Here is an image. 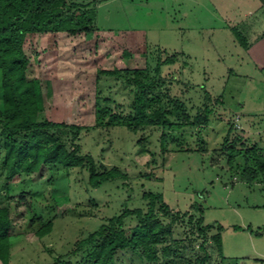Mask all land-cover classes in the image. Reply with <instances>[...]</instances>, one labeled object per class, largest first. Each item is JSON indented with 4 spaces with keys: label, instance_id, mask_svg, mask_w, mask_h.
<instances>
[{
    "label": "rangeland",
    "instance_id": "1",
    "mask_svg": "<svg viewBox=\"0 0 264 264\" xmlns=\"http://www.w3.org/2000/svg\"><path fill=\"white\" fill-rule=\"evenodd\" d=\"M75 1L97 3L91 32L29 33L24 40L28 79L38 81L42 90L38 120L78 126L79 154L93 158L97 174L112 170L119 174L95 185L88 167L51 165L41 175L24 173L8 181L0 156V206L10 205L14 211L11 196L16 199L25 192L33 207L27 210L22 205L14 211L10 264H49L58 256L79 264V244L89 249L84 241L126 211L131 214L123 228L131 237L138 224L132 212H148L150 193L162 196L156 199L157 218L172 229L166 244L159 246L157 264L202 260L203 264H264V175L257 172V178H250L252 174L245 171L259 168L252 147L264 146V138L253 135L257 123L246 119L231 130L234 114L243 111V104L264 101V85L247 84L236 75L238 53L243 52L237 36L247 42L253 35L246 27L250 3ZM235 3L240 6L237 12L220 9ZM237 17L243 22H233ZM174 56V62L165 63ZM157 65L161 76L155 72ZM115 69L121 76L102 73ZM135 70H147L153 81L145 88L147 98L159 92L158 83L164 79L161 89L168 95L164 101L173 102L168 107L170 119L182 123L166 129L164 141L161 126H143L134 132L123 124L134 114V99L141 90L126 82L125 76H134ZM190 83L194 91L187 93ZM1 87L0 75V108ZM176 100L185 104L180 111ZM98 105L104 109L100 113ZM206 108L211 110L207 125L193 126L183 118V111L192 119L200 112L204 116ZM116 115L120 119L111 122ZM247 128L248 136L242 133ZM71 136L68 129L69 149H73ZM163 205L169 206L170 216L160 211ZM49 222L52 230L40 237L37 231ZM217 234L221 251L214 240ZM166 245L172 248L168 257L162 253ZM115 264L155 263L123 251L115 256Z\"/></svg>",
    "mask_w": 264,
    "mask_h": 264
},
{
    "label": "trees",
    "instance_id": "2",
    "mask_svg": "<svg viewBox=\"0 0 264 264\" xmlns=\"http://www.w3.org/2000/svg\"><path fill=\"white\" fill-rule=\"evenodd\" d=\"M96 6V2L84 4L75 0H0V75L3 92V106L0 108V156L3 159L8 181L24 173L41 175L51 165L65 168L88 167L90 178L95 185L119 174L113 170L97 174L93 158L79 154L80 147L75 144L80 131L78 126L38 120V114L43 109L42 90L38 81L28 79L29 60L23 48L24 40L29 33L67 32L74 35L82 31L91 32L97 17ZM237 38L244 47L248 46L247 42L238 36ZM175 60L176 56L167 59L165 63H172ZM159 62L162 63L161 60ZM155 72L161 76L160 65H157ZM102 73L117 76L122 74L118 69L103 70ZM134 73V76H125L126 82L133 83L141 90L137 91L134 99V114L126 118L123 124L134 132L143 126H161L163 128L161 139L164 141L166 129L179 128L182 124L170 119L172 111L168 107L173 102L164 101L168 96L161 89L164 79L160 78L158 83L159 92L147 98L145 88L151 86L153 81L149 80L147 70H135ZM174 105L178 111L185 107L184 102L178 100ZM98 106L100 113L104 109ZM182 114L186 123L190 125H207L211 110L206 108L204 116L200 112L193 119L186 111ZM114 117L120 116L111 117V122L114 121ZM68 129L72 134L70 141L73 149H69L65 141V133ZM229 146L234 150V144ZM254 153L256 166L259 168H245L249 175L252 174L250 178H257V172L264 175V157ZM27 196L28 193L25 192L19 193L16 199L11 196L15 202V212L22 205L27 210L33 209L27 201ZM148 196L152 199L148 212L143 213L141 210L132 212L137 215L138 224L134 227L131 237L126 235L123 228L125 218L131 214L126 211L111 218L107 225L93 232L84 241L85 244L90 245L89 249L85 250L84 244H79L77 250L82 256L79 264H115V256L123 251L142 255L148 261L157 264L159 246L166 244L167 236L172 235V229L166 228L157 218L155 204L157 200H162V196L151 193ZM159 209L164 216H170L168 205H163ZM14 211L10 205L0 206V261L3 264H10L13 225L16 221ZM51 230L52 222H49L41 227L37 234L42 237ZM214 240L221 251L220 235H215ZM162 253L168 257L172 253V248L169 245L163 246ZM203 263V260L200 261V264ZM49 264H74V262L69 257L58 256Z\"/></svg>",
    "mask_w": 264,
    "mask_h": 264
},
{
    "label": "crops",
    "instance_id": "3",
    "mask_svg": "<svg viewBox=\"0 0 264 264\" xmlns=\"http://www.w3.org/2000/svg\"><path fill=\"white\" fill-rule=\"evenodd\" d=\"M247 1L250 3V11L247 15L246 27L252 32L253 35L251 39L247 41L248 46H242L243 52L238 53L239 72L235 73L236 75L244 78L247 84L254 83L256 86H260L264 85V0ZM239 7V4L236 3L227 6L220 5V9L223 10V12H237L239 11ZM227 17H229V15ZM233 22L239 24L243 22V19L237 17L235 20H233ZM232 73H234V69H231V74ZM255 74L260 75V78L258 79ZM189 85L190 86H188L187 93L194 91L193 89L195 85L191 83ZM218 100L222 102L223 99L220 98ZM242 108L243 111H239L234 114L235 118L233 120L234 122L231 129L232 132L233 128H236L235 125L237 122L239 123L240 120L246 119L251 123H257L256 125H259H255V132L253 135H258L264 138V128L260 126L261 123L264 124V101L259 99L258 103L253 102V104L249 105L248 107L244 106L243 104ZM250 131L251 130L248 131L247 128V130H244L242 133L248 136V132ZM252 149H254L253 152H257L264 157V146L254 143Z\"/></svg>",
    "mask_w": 264,
    "mask_h": 264
},
{
    "label": "built area",
    "instance_id": "4",
    "mask_svg": "<svg viewBox=\"0 0 264 264\" xmlns=\"http://www.w3.org/2000/svg\"><path fill=\"white\" fill-rule=\"evenodd\" d=\"M237 124V123H236Z\"/></svg>",
    "mask_w": 264,
    "mask_h": 264
}]
</instances>
